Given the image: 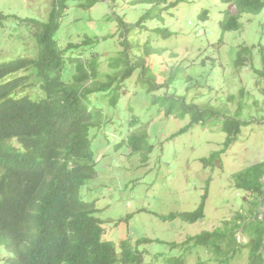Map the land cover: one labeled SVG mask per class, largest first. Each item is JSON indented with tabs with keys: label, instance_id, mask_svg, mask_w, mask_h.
I'll use <instances>...</instances> for the list:
<instances>
[{
	"label": "rangeland",
	"instance_id": "1",
	"mask_svg": "<svg viewBox=\"0 0 264 264\" xmlns=\"http://www.w3.org/2000/svg\"><path fill=\"white\" fill-rule=\"evenodd\" d=\"M52 1L0 0V12L44 20ZM66 1L68 9L57 33L62 46L91 36L98 42L83 54H98L101 71L106 73L111 71L108 60L119 56L128 44L131 63L149 66L160 84L183 61L192 80L181 83L182 76L168 91H174L177 85L179 94L188 95V101L198 105L209 101L216 106L226 103L231 114L242 107L238 119L245 122L223 153L222 163L206 166L202 159L225 147L228 134L222 128L224 118L209 116L173 136L190 123V115L166 117L165 111L152 103L143 68H137L125 83L120 103L116 107L101 104L107 123L100 135L96 132L100 139L95 148L97 176L82 188L84 200L97 201L105 238L117 246L128 240L134 247L139 239H149L138 244L145 264H248L249 237L242 228L235 231L242 245L237 246L234 255L229 249L216 253L189 238L226 224L231 228L241 215L247 221L259 216L264 223V203L253 211L254 197H248L234 184L235 173L264 161V94L260 91L264 79L255 71L262 67L259 50L264 46V11L241 15L242 29L228 31L222 39L221 20L227 12L237 14L234 4L222 0ZM206 10L208 18L201 19L199 15ZM158 29H164L165 34H157ZM23 30L20 33L26 35ZM17 32L9 22L4 29L0 27V50L5 57L27 51V44ZM242 44L254 45V69L250 62L241 69L236 66L237 50ZM165 90H157L156 94ZM133 115L140 120L131 128ZM142 126L153 145L148 161H143L141 153L133 152L128 144L117 146ZM208 184L204 218L194 223L170 218L172 213L197 209ZM0 250L8 253L5 246ZM8 255L0 256L4 264Z\"/></svg>",
	"mask_w": 264,
	"mask_h": 264
},
{
	"label": "trees",
	"instance_id": "2",
	"mask_svg": "<svg viewBox=\"0 0 264 264\" xmlns=\"http://www.w3.org/2000/svg\"><path fill=\"white\" fill-rule=\"evenodd\" d=\"M222 2L237 8V14L227 12L220 22L222 39L228 31L242 29L241 15H259L264 11V0ZM67 9L66 0H53L44 20L0 12V27L4 29L8 22L12 23L18 31L17 37L28 46L24 54L13 58L5 57L0 50V247L5 246L9 253L5 264H145L138 244L150 240L139 239L135 247L130 241L122 240L117 246L105 238L97 201L82 197V188L97 176L95 148L100 143L97 133L107 123L101 104L116 107L126 81L142 67L152 103L159 105L166 117L190 115V123L173 136L209 116L224 118L222 128L228 134L225 147L203 158L206 166L222 163L223 153L245 123L238 119L242 107L231 114L226 103L216 106L209 101L203 105L188 101V95L179 94L177 85L174 91H168L182 76L181 83L192 80L183 61L160 84L149 66L131 63L129 45L125 42L127 45L119 56L107 62L111 71L102 73L99 55L83 54L98 42L91 36L77 43L69 41L66 46L59 43L57 33ZM208 16L207 10L199 15L201 19ZM21 29L27 34H21ZM157 32L165 34L164 29ZM253 46H239L238 69L248 62L254 69ZM259 53L262 67L255 71L264 79V46ZM164 88L167 90L156 94ZM260 91L264 94V87ZM139 120L133 115L131 128ZM148 137L147 129L142 126L131 131L117 146L128 144L133 152L141 153L143 161H148L153 151ZM234 184L248 197H254L252 210L257 211L264 203V161L235 173ZM208 188L209 184L197 209L172 213L170 218L180 217L190 223L204 218ZM237 228H242L249 237L248 264H264V223L256 215L249 221L241 215L231 228L226 224L224 228L191 236L189 241L216 253L229 249L234 255L237 246L242 245L236 236Z\"/></svg>",
	"mask_w": 264,
	"mask_h": 264
},
{
	"label": "clouds",
	"instance_id": "3",
	"mask_svg": "<svg viewBox=\"0 0 264 264\" xmlns=\"http://www.w3.org/2000/svg\"><path fill=\"white\" fill-rule=\"evenodd\" d=\"M6 255H8V253H5L3 252V250H0V256H6ZM0 264H4V261L2 259H0Z\"/></svg>",
	"mask_w": 264,
	"mask_h": 264
}]
</instances>
